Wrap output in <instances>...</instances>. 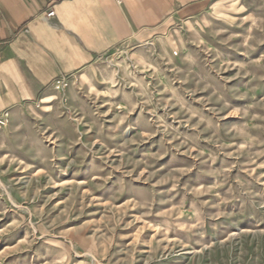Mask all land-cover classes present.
<instances>
[{
    "label": "rangeland",
    "instance_id": "1",
    "mask_svg": "<svg viewBox=\"0 0 264 264\" xmlns=\"http://www.w3.org/2000/svg\"><path fill=\"white\" fill-rule=\"evenodd\" d=\"M86 81L0 120V264H264V0L175 15Z\"/></svg>",
    "mask_w": 264,
    "mask_h": 264
},
{
    "label": "crops",
    "instance_id": "2",
    "mask_svg": "<svg viewBox=\"0 0 264 264\" xmlns=\"http://www.w3.org/2000/svg\"><path fill=\"white\" fill-rule=\"evenodd\" d=\"M212 1L0 0V120L47 113L40 106L61 98L56 79L65 77L70 93L121 43Z\"/></svg>",
    "mask_w": 264,
    "mask_h": 264
},
{
    "label": "built area",
    "instance_id": "3",
    "mask_svg": "<svg viewBox=\"0 0 264 264\" xmlns=\"http://www.w3.org/2000/svg\"><path fill=\"white\" fill-rule=\"evenodd\" d=\"M50 16L54 15V12L49 13ZM55 87L57 90H64L68 87V81L65 77H61L55 81Z\"/></svg>",
    "mask_w": 264,
    "mask_h": 264
}]
</instances>
